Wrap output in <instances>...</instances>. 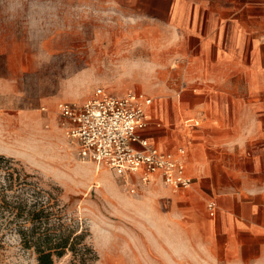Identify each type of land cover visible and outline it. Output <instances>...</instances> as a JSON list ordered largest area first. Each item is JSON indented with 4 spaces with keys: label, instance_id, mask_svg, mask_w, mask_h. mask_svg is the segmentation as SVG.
<instances>
[{
    "label": "rangeland",
    "instance_id": "obj_1",
    "mask_svg": "<svg viewBox=\"0 0 264 264\" xmlns=\"http://www.w3.org/2000/svg\"><path fill=\"white\" fill-rule=\"evenodd\" d=\"M172 4L0 0V155L12 159L1 163L13 174L0 168V188H42L94 254L81 263L67 252L54 264H264V193L254 190L264 188V159L253 174L219 171L177 191L154 180L131 191L78 156L58 113L59 102H82L97 87L141 91L170 113L187 83ZM229 148L226 166L252 169L248 148L243 161ZM211 188H254L232 202V235L221 231L220 209L215 218L207 211V200L223 195ZM0 264H38L1 223Z\"/></svg>",
    "mask_w": 264,
    "mask_h": 264
},
{
    "label": "crops",
    "instance_id": "obj_2",
    "mask_svg": "<svg viewBox=\"0 0 264 264\" xmlns=\"http://www.w3.org/2000/svg\"><path fill=\"white\" fill-rule=\"evenodd\" d=\"M172 2L173 26L182 35L175 48L177 63L181 60L187 83L173 100L170 113L152 102L151 123L139 134L159 150L184 146L192 186L197 176L258 171L256 164L264 159V0ZM229 146L236 161L245 159L244 147L248 148L252 169L226 166L223 162L231 159L226 155L231 152ZM154 180L161 181L159 176ZM211 189L223 195L208 199L207 211V203L214 202L215 212L209 215L215 218L220 209L221 231L232 235V202L238 199V190L254 188ZM254 190L264 193V188ZM243 223L236 217L237 228Z\"/></svg>",
    "mask_w": 264,
    "mask_h": 264
},
{
    "label": "built area",
    "instance_id": "obj_3",
    "mask_svg": "<svg viewBox=\"0 0 264 264\" xmlns=\"http://www.w3.org/2000/svg\"><path fill=\"white\" fill-rule=\"evenodd\" d=\"M151 104L152 98L141 91L117 95L97 87L82 102L61 101L57 109L78 156L109 168L131 191L155 176L172 191L189 189L193 177L186 172V148L159 150L139 134L151 123ZM207 207L213 215L214 202Z\"/></svg>",
    "mask_w": 264,
    "mask_h": 264
},
{
    "label": "trees",
    "instance_id": "obj_4",
    "mask_svg": "<svg viewBox=\"0 0 264 264\" xmlns=\"http://www.w3.org/2000/svg\"><path fill=\"white\" fill-rule=\"evenodd\" d=\"M10 161L0 155V168L5 167L8 178L13 176L11 166L1 162ZM24 189L0 188V223L3 229L14 230L21 245L35 253L38 264H54L55 258L67 252L81 263L94 257L92 248L83 241L82 230L62 220L49 193L42 188H34L31 193Z\"/></svg>",
    "mask_w": 264,
    "mask_h": 264
}]
</instances>
